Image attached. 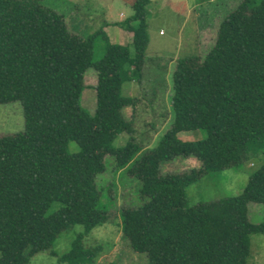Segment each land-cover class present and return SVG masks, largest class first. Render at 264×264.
Here are the masks:
<instances>
[{
	"label": "trees",
	"instance_id": "obj_1",
	"mask_svg": "<svg viewBox=\"0 0 264 264\" xmlns=\"http://www.w3.org/2000/svg\"><path fill=\"white\" fill-rule=\"evenodd\" d=\"M151 1L132 5L134 14L121 23L132 41L122 45L101 29L86 38L71 32L64 15L42 0H0V104L19 102L24 117L23 130L0 136V264H29L47 251L63 264H94L102 247L88 248L85 239L112 222L102 199H112L113 184L98 183L107 157L113 172L141 181L142 203L120 215L124 238L135 253L148 255V264L248 263L250 236L264 233V218L253 223L248 210L251 202L264 205V165L239 195L190 205L186 189L264 154V0H242L220 19L205 55L179 58L173 122L148 149L135 136V119L124 115L140 99L122 87L144 80ZM96 36L105 42L98 60ZM89 69L97 73L94 114L80 104ZM196 130L206 136H177ZM122 133L129 140L114 146ZM70 142L79 149L70 151ZM177 158L200 167L162 173ZM75 225L85 231L59 257L55 241Z\"/></svg>",
	"mask_w": 264,
	"mask_h": 264
},
{
	"label": "rangeland",
	"instance_id": "obj_2",
	"mask_svg": "<svg viewBox=\"0 0 264 264\" xmlns=\"http://www.w3.org/2000/svg\"><path fill=\"white\" fill-rule=\"evenodd\" d=\"M81 1L79 11L96 10L93 14L100 18V12L104 5L113 0H78ZM124 1L132 6L137 0H118L113 4V14L119 19V13H126ZM157 1V0H156ZM168 7L164 3H154L152 0L147 7V18L149 26L156 31L148 54L152 55L150 67L147 68V75L143 87L139 86L135 97L140 99L136 108L127 107L124 115L127 119H135V127L138 141L144 148H153L163 137V134L171 126L174 118L172 108L173 79L172 73L179 58L186 55H205L215 41L220 19L232 13L242 0H170ZM70 0H42L45 6L52 8L64 15L69 25L73 22L75 15L70 13L74 9L69 4ZM177 2V4L173 3ZM180 4H179V3ZM170 4V3H169ZM199 5L198 11H187ZM72 20V21H71ZM185 20V21H184ZM86 30L79 29L78 34L84 38L96 31L99 22L91 24ZM197 25V27H196ZM195 27L199 28L202 37L198 42L194 41L188 34L195 32ZM99 28V27H98ZM100 29V28H99ZM98 29V30H99ZM160 29L165 31V35L159 34ZM105 52V42L100 36L94 40V60H98ZM148 65V66H149ZM146 69V68H145ZM97 73L94 69H89L85 73L86 88L82 92L80 104L89 114H94L97 108V91L95 84ZM127 83V82H126ZM123 94L127 93L122 90ZM134 97V96H129ZM24 128V117L22 106L19 102L0 104V136L14 133ZM178 138L183 141H194L206 136L205 131L196 130L178 133ZM130 138L127 133L120 134L114 141V146H123ZM79 149L75 142L69 143L70 151ZM106 171L103 177H99L98 183L107 188L113 184L109 194L112 199L106 196L102 203L109 206L110 223L98 226L86 237L85 245L93 248L98 245L102 247L98 259L94 264H148L149 258L145 253H135L128 240L122 234L121 210L125 207H134L142 203L140 198L141 181L126 173L113 172V159H105ZM264 165V154L258 158L246 162L240 168L229 169L223 172L209 173L203 176L198 182L192 183L186 189L189 204L195 205L202 201H212L227 196H235L242 193L249 177ZM200 164L194 159L177 158L174 161L165 163L162 166V173L174 174L185 173L192 169H198ZM57 207L55 203L53 209ZM249 219L253 223H260L264 218V205L262 203L251 202L248 205ZM85 231L82 225H75L63 231L54 244L55 253L61 257L68 253L72 241L78 234ZM250 258L247 264H264V233L252 234L250 236ZM29 264H63L57 257L47 253L34 255ZM67 264V263H66Z\"/></svg>",
	"mask_w": 264,
	"mask_h": 264
},
{
	"label": "crops",
	"instance_id": "obj_3",
	"mask_svg": "<svg viewBox=\"0 0 264 264\" xmlns=\"http://www.w3.org/2000/svg\"><path fill=\"white\" fill-rule=\"evenodd\" d=\"M154 1H155L154 3L167 4L166 5L167 7L172 4V2L170 0H157V1L154 0ZM117 2H118V0H113V1L108 2L106 5H104V9L102 12H100L101 13L100 18L98 19L93 15L96 12V10L93 9V10H90L88 12L79 11L78 7L80 6L81 1L79 2L78 0H70L69 4L74 9V11H72L71 9L69 11H70V13L74 14L75 17L73 18L74 19V25H73V22L71 23L72 26L69 25L68 21L65 18L69 30L71 32L79 35L78 34L79 32H77V31H79V29L86 30L88 27L92 26L91 24H94V22H96V23L99 22V26H97V28H95L96 31L100 28L102 30V32L107 35L108 40L111 43H117V44H122V45L130 44L132 41V33L130 31H127L124 28H122L121 23H123L124 20H126L132 14H134V9H132V6L126 4L124 1L119 2L121 4H125L124 7L126 10V13L120 12L119 13V19L117 20L116 16L113 14V4H115ZM173 3L177 4V2H173ZM198 9H199V5L195 8V10L191 9V10L187 11V13L189 14L192 11L196 12V11H198ZM150 26H149L150 43H149L147 51H149V47H150L154 37L156 36V31L154 32L153 29L150 28ZM196 27H197V25H196ZM196 27H195V32L194 31L190 32L187 37H190L191 39H194L195 42L196 41L198 42L202 37L204 38V36H201L199 28H196ZM159 34L161 36H164L166 33L163 29H160ZM89 35H91V34H89ZM147 55H148V60H147V65L145 67L146 69H145V73H144V80L141 83L139 82L140 87H143L145 84V80L147 78L146 75L148 74L147 68L150 67L149 64L152 60V55L148 54V52H147ZM148 78H147V80H148ZM137 88H138V82L135 80V81H129V82L125 83L122 87V90H124V92L127 93V96H134L135 97L134 93L137 92L136 91Z\"/></svg>",
	"mask_w": 264,
	"mask_h": 264
}]
</instances>
